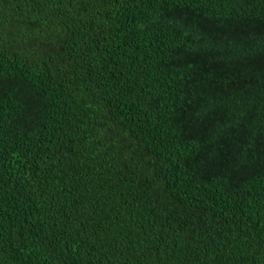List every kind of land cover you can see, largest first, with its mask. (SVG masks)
<instances>
[{"label": "trees", "instance_id": "trees-1", "mask_svg": "<svg viewBox=\"0 0 264 264\" xmlns=\"http://www.w3.org/2000/svg\"><path fill=\"white\" fill-rule=\"evenodd\" d=\"M0 264H264V0H0Z\"/></svg>", "mask_w": 264, "mask_h": 264}]
</instances>
